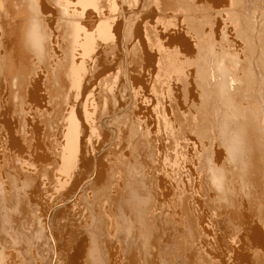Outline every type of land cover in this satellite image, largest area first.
Here are the masks:
<instances>
[{"label": "bare ground", "instance_id": "obj_1", "mask_svg": "<svg viewBox=\"0 0 264 264\" xmlns=\"http://www.w3.org/2000/svg\"><path fill=\"white\" fill-rule=\"evenodd\" d=\"M256 11L264 0H0V264H32L26 239L47 264H264ZM102 87L125 128L95 144ZM60 202L63 237L47 215Z\"/></svg>", "mask_w": 264, "mask_h": 264}, {"label": "rangeland", "instance_id": "obj_2", "mask_svg": "<svg viewBox=\"0 0 264 264\" xmlns=\"http://www.w3.org/2000/svg\"><path fill=\"white\" fill-rule=\"evenodd\" d=\"M257 13L255 14V18H259V22H260V19L263 20V17L264 16H261V13L258 11H256ZM260 14V15H259ZM261 16L262 18L258 17ZM261 20V22H263ZM259 22H257L258 24H260ZM108 43H112V40H108L107 41ZM122 56V55H121ZM124 56H122L123 58ZM121 58V57H120ZM121 58V59H122ZM119 65V64H118ZM122 66H121V62H120V65L116 67V78L114 77H109L108 78V81L109 82H113L115 85L117 83H119L120 80H122V77H123V71H122ZM173 70H167L165 67L162 68L159 72L160 75H158V79H161V78H165V79H170V80H173L175 77L177 76H180L181 78H183V76L190 70L192 69V66L191 65H186L185 64V67L181 68V67H176V68H172ZM114 76V75H112ZM111 101L109 100L108 98V94L106 92V89H104L103 87L102 88H98L96 93H95V97H94V102L93 104L90 106L89 108V111L91 112V116L88 120V123L94 128V129H91L89 128L88 131H94L93 134H92V140L95 144L98 143V141L102 140L100 138H102V134H103V131L104 130H107V131H114V129L116 131H124V126L117 123L116 121H114V119H110L108 118V111L110 109V111H114L116 110L115 108H111ZM136 104H134L135 106ZM161 105V104H160ZM159 105V106H160ZM148 107V109L151 110V107L149 105H146ZM146 106H142L140 109H135L134 107H131L129 110H128V115L130 116V122L128 124V127H131L133 126V124H135L134 122V118L138 115V112L145 108ZM162 109V107H160L159 111ZM152 111V116H155V113L153 110ZM149 114V113H148ZM150 116V115H149ZM106 117V119L104 118ZM142 120L144 121V118H142ZM148 119L146 118L145 122L147 121ZM150 120V126H154L155 128L157 127L156 125V122ZM109 121V122H108ZM107 122V123H105ZM107 129H106V128ZM117 157V156H116ZM117 160V158L115 159V161ZM115 162H113L111 165V174H110V183H112L114 180H115V174L114 173V170H115ZM100 185H103V183H99ZM101 195L104 196V193L101 192ZM64 203L65 202H60V203H57L53 206L50 207V203H43L40 208H37L36 207V212L33 214L32 218L33 219H39V220H43L44 217H45V211L47 210V208L50 207L49 211H48V216H52L53 219L51 221V224H52V228L54 229V232L55 234L58 235V237H63L64 235H66L65 231H57L55 230L56 227H58V222L60 219H62V217H65L66 216V212L64 210ZM15 213V212H14ZM49 216V217H50ZM28 226H26L25 228H27ZM56 237V236H55ZM24 246L25 248L27 249V256L29 258V261H32V264H47V259H46V255L43 254L42 252L39 251V247L40 245L37 244V245H34L32 243H30L28 241V239H26L24 241ZM176 252H174V255L171 257V260H175L177 257L175 256Z\"/></svg>", "mask_w": 264, "mask_h": 264}]
</instances>
